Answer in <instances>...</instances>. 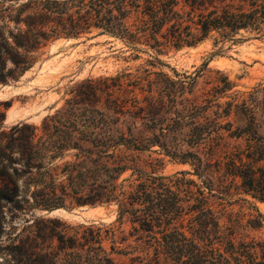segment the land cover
Returning <instances> with one entry per match:
<instances>
[{"label": "trees", "instance_id": "obj_1", "mask_svg": "<svg viewBox=\"0 0 264 264\" xmlns=\"http://www.w3.org/2000/svg\"><path fill=\"white\" fill-rule=\"evenodd\" d=\"M242 1L0 0V82L17 80L61 37L96 31L160 49L212 32L235 41L241 29L262 31L264 0ZM232 86L222 76L197 95L189 76L147 68L87 77L41 133L28 123L1 130L0 240L5 206L11 218L30 217L0 242V264H117L132 252L131 264H264V242L234 240L236 221H225L233 195L264 202V80L241 93ZM235 110L239 125L230 119ZM146 151L190 168L146 170ZM82 205H114L118 226L36 214ZM124 224L136 235L130 250Z\"/></svg>", "mask_w": 264, "mask_h": 264}, {"label": "rangeland", "instance_id": "obj_2", "mask_svg": "<svg viewBox=\"0 0 264 264\" xmlns=\"http://www.w3.org/2000/svg\"><path fill=\"white\" fill-rule=\"evenodd\" d=\"M237 4L246 5L242 0ZM235 41L224 40L212 32L207 38L191 46H167L160 49L147 45H129L120 38L96 31L79 38L61 37L52 40L38 54L34 64L17 80L0 82V131H8L16 124L28 123L38 126L45 117L53 114L69 96L70 88L77 81L98 76H115L124 72L141 73L161 71L174 79L189 76L193 79V92L200 95L213 86L217 79L225 76L238 93L250 90L264 80V28L260 32L241 29L234 35ZM188 79V78H186ZM227 97L220 99L221 102ZM230 119L239 125L244 118L238 110L231 113ZM153 147L152 150H157ZM140 166L146 170L154 167L165 175L176 171L189 170V165L177 162L158 151L141 153ZM160 158L158 165L150 161ZM193 177L192 175H187ZM225 221L232 224V237L236 241L264 242V202L244 195H233L226 202ZM47 217L58 218L67 224H110L118 226L114 205H82L61 208ZM3 243L11 227L20 230L29 213L17 214L11 218L8 206L4 207ZM235 219V221H233ZM121 237H126L123 246L130 250L136 246L135 234H130V225H121ZM132 252L116 256L117 264H131ZM136 264V262H133Z\"/></svg>", "mask_w": 264, "mask_h": 264}, {"label": "water", "instance_id": "obj_3", "mask_svg": "<svg viewBox=\"0 0 264 264\" xmlns=\"http://www.w3.org/2000/svg\"><path fill=\"white\" fill-rule=\"evenodd\" d=\"M57 210H58V208H55V209H52V210H44V213L50 214V213L55 212Z\"/></svg>", "mask_w": 264, "mask_h": 264}, {"label": "bare ground", "instance_id": "obj_4", "mask_svg": "<svg viewBox=\"0 0 264 264\" xmlns=\"http://www.w3.org/2000/svg\"><path fill=\"white\" fill-rule=\"evenodd\" d=\"M58 210H63V209H61V208H58Z\"/></svg>", "mask_w": 264, "mask_h": 264}]
</instances>
